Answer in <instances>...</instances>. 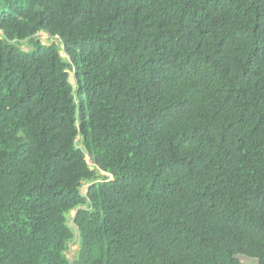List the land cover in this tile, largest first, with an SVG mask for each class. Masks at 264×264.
Wrapping results in <instances>:
<instances>
[{"label": "trees", "instance_id": "obj_1", "mask_svg": "<svg viewBox=\"0 0 264 264\" xmlns=\"http://www.w3.org/2000/svg\"><path fill=\"white\" fill-rule=\"evenodd\" d=\"M241 256L264 264V0H0V264Z\"/></svg>", "mask_w": 264, "mask_h": 264}, {"label": "rangeland", "instance_id": "obj_2", "mask_svg": "<svg viewBox=\"0 0 264 264\" xmlns=\"http://www.w3.org/2000/svg\"><path fill=\"white\" fill-rule=\"evenodd\" d=\"M38 37L42 41V43H44V44H49V43L53 42V39L50 38V36H48L44 32L39 33ZM24 47H26V45H24ZM63 55H64V53H63ZM71 81L73 83H75L73 73H71ZM87 159L90 160L89 156H87ZM103 173L105 174V172H103ZM88 187H89V184H85L82 187L83 192H86ZM75 213H76V211H72L70 218H72L75 215ZM78 248H79V244H78L77 240L76 241L74 240L70 243L69 250L67 251V255L71 261L74 260V258L76 257V254L78 252ZM240 258H241L243 264H258V262L255 259H251V258H247V257H243V256H241Z\"/></svg>", "mask_w": 264, "mask_h": 264}]
</instances>
